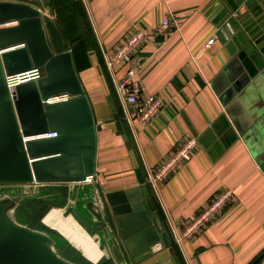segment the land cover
Returning <instances> with one entry per match:
<instances>
[{"label": "crops", "instance_id": "crops-1", "mask_svg": "<svg viewBox=\"0 0 264 264\" xmlns=\"http://www.w3.org/2000/svg\"><path fill=\"white\" fill-rule=\"evenodd\" d=\"M79 1L95 49L88 52L89 66L75 69L95 120L96 173L89 183L101 198L105 223L95 229L83 211L67 205V193L77 186L51 188L63 199L48 209L45 224L80 246L79 252L62 248L72 254L63 256L78 264H112L111 230L127 264H264V0ZM234 8L240 14L230 19ZM168 17L170 32L156 34ZM134 29L147 35L134 57L141 96L164 102L145 124L116 89L127 66L110 71L105 60ZM236 84L242 85L238 92ZM187 137L197 138L198 150L152 185L151 172ZM136 171L145 180L144 209L152 219L159 216L167 233L163 248L143 246L137 238L143 229L125 231L134 212L111 214L106 195L139 186ZM225 189L232 191L231 202L178 245L173 230ZM75 254L78 260L71 259Z\"/></svg>", "mask_w": 264, "mask_h": 264}, {"label": "water", "instance_id": "water-1", "mask_svg": "<svg viewBox=\"0 0 264 264\" xmlns=\"http://www.w3.org/2000/svg\"><path fill=\"white\" fill-rule=\"evenodd\" d=\"M231 12L235 16L230 19L240 14L235 8ZM51 14L48 0H0V264H78L61 253L68 247L80 251L69 235L70 240L59 228L47 226L44 218L41 224L50 231L32 229L12 217L25 201L57 203L63 199L62 194L49 193L54 186H77L67 193V205L83 211L95 229L105 223L101 198L95 196L94 185L87 183L96 173L93 111L70 46L63 41ZM21 44L24 47L15 48ZM32 67L41 68L43 76L12 90L7 88L5 75ZM241 86L236 84L235 92ZM59 95L69 98L50 102ZM51 133L56 135L43 137ZM136 175L139 186L106 195L111 214L114 218L117 212H134L125 231L143 229L137 237L143 246L163 248L162 238L167 233L159 216L154 213L153 220L144 209L145 180L138 171ZM113 234L111 230L106 234L112 264H127Z\"/></svg>", "mask_w": 264, "mask_h": 264}, {"label": "built area", "instance_id": "built-area-1", "mask_svg": "<svg viewBox=\"0 0 264 264\" xmlns=\"http://www.w3.org/2000/svg\"><path fill=\"white\" fill-rule=\"evenodd\" d=\"M235 16V12L232 14ZM14 24V23H11ZM173 19L171 17L164 18L161 23L155 28V33L160 34L170 32L172 28ZM147 40V35L140 29H134L127 36L124 42L117 44L113 48L112 55L106 57V66L110 71L116 67L127 66L123 77L117 82L116 89L122 98L123 104L132 108L134 118L142 124L149 123L153 120L164 108V102L158 95L141 96L140 85L135 80L136 71L139 64L136 63L134 57L141 49ZM214 38L207 42V47L214 42ZM23 44L15 47L22 48ZM41 68L32 67L29 70L5 75V83L9 90L14 89L17 85L38 80L43 76ZM69 98L68 95H59L50 100V102L65 101ZM56 134L51 133L43 137H54ZM198 150V141L195 137H187L176 146L174 151L165 156L159 166L149 175V182L154 185L156 182L164 180L170 172L178 168L180 165L189 161ZM89 178L87 182H91ZM233 194L231 190L225 189L218 192L212 200L205 203L195 216L189 220L182 221L179 227L173 230L175 241L178 245L183 242V239H188L192 235L201 231L210 221L214 220L220 215L222 209L231 202Z\"/></svg>", "mask_w": 264, "mask_h": 264}, {"label": "trees", "instance_id": "trees-1", "mask_svg": "<svg viewBox=\"0 0 264 264\" xmlns=\"http://www.w3.org/2000/svg\"><path fill=\"white\" fill-rule=\"evenodd\" d=\"M48 4L54 16L55 25L64 42L70 45L72 59L77 70L87 68L88 52L95 49L93 47V36L87 30V19L84 9L79 0H48ZM99 66L103 73V78L107 82L106 66L103 64L102 57L95 50ZM56 205L54 202H43L31 200L21 203L15 211L16 218L28 220V226L32 229H43L41 220L48 209ZM173 251L177 254L176 250ZM69 255H72L69 253ZM178 257V256H177ZM80 261V260H79ZM85 264V263H84ZM103 264H108L107 262Z\"/></svg>", "mask_w": 264, "mask_h": 264}, {"label": "rangeland", "instance_id": "rangeland-1", "mask_svg": "<svg viewBox=\"0 0 264 264\" xmlns=\"http://www.w3.org/2000/svg\"><path fill=\"white\" fill-rule=\"evenodd\" d=\"M103 180H105V178H101V181H103ZM102 183V182H101ZM13 217V219H14V217H15V213H14V216H12ZM15 219H16V221H18L19 223H21V224H25V225H28V220H25V219H23L22 220V218H16L15 217ZM43 230H46V231H50V230H48V229H46L45 227H43ZM62 253V252H61ZM62 254H64V255H66L67 257H70L71 255H69V254H67V251H65V252H63ZM78 258H79V255H77V254H75L71 259H73V260H78Z\"/></svg>", "mask_w": 264, "mask_h": 264}]
</instances>
